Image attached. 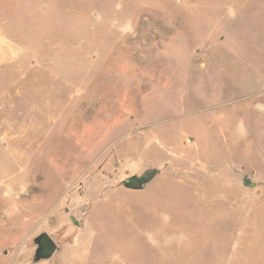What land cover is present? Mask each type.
Returning <instances> with one entry per match:
<instances>
[{
  "label": "rangeland",
  "instance_id": "374dc122",
  "mask_svg": "<svg viewBox=\"0 0 264 264\" xmlns=\"http://www.w3.org/2000/svg\"><path fill=\"white\" fill-rule=\"evenodd\" d=\"M0 33V264H264V0H0Z\"/></svg>",
  "mask_w": 264,
  "mask_h": 264
},
{
  "label": "crops",
  "instance_id": "0c3cea01",
  "mask_svg": "<svg viewBox=\"0 0 264 264\" xmlns=\"http://www.w3.org/2000/svg\"><path fill=\"white\" fill-rule=\"evenodd\" d=\"M21 54V46L0 33V63L14 61Z\"/></svg>",
  "mask_w": 264,
  "mask_h": 264
},
{
  "label": "water",
  "instance_id": "95a60500",
  "mask_svg": "<svg viewBox=\"0 0 264 264\" xmlns=\"http://www.w3.org/2000/svg\"><path fill=\"white\" fill-rule=\"evenodd\" d=\"M127 180H128L129 183H133V184H137L138 183V179L135 176L129 177ZM43 235H46V234L44 232H42L39 235L33 237L32 238V243L36 244L38 239L41 238ZM54 251H55V244L47 236L46 246H43V250L42 251L38 248V246H36V248L34 250L33 261L36 262V261H39L40 259L49 258L53 254Z\"/></svg>",
  "mask_w": 264,
  "mask_h": 264
},
{
  "label": "flooded vegetation",
  "instance_id": "af4514ba",
  "mask_svg": "<svg viewBox=\"0 0 264 264\" xmlns=\"http://www.w3.org/2000/svg\"><path fill=\"white\" fill-rule=\"evenodd\" d=\"M127 179L124 180V182H123L125 187H127V188H136L138 186V183L137 184L129 183ZM40 233H42V232H40ZM40 233H38L37 235H39ZM46 240H47V236L43 235L41 238L38 239L37 243L34 244V246H38V248L42 251L43 250V246H46Z\"/></svg>",
  "mask_w": 264,
  "mask_h": 264
},
{
  "label": "trees",
  "instance_id": "16d2710c",
  "mask_svg": "<svg viewBox=\"0 0 264 264\" xmlns=\"http://www.w3.org/2000/svg\"><path fill=\"white\" fill-rule=\"evenodd\" d=\"M156 174H157V170L151 169L146 171L140 177H136L138 179V186L136 188H140L142 184L149 182Z\"/></svg>",
  "mask_w": 264,
  "mask_h": 264
}]
</instances>
